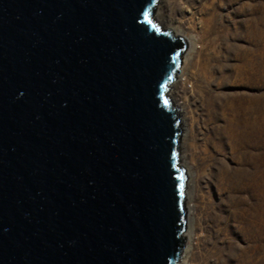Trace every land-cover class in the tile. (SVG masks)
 <instances>
[{
  "label": "water",
  "instance_id": "95a60500",
  "mask_svg": "<svg viewBox=\"0 0 264 264\" xmlns=\"http://www.w3.org/2000/svg\"><path fill=\"white\" fill-rule=\"evenodd\" d=\"M160 0H0V264H183L186 42Z\"/></svg>",
  "mask_w": 264,
  "mask_h": 264
},
{
  "label": "bare ground",
  "instance_id": "6f19581e",
  "mask_svg": "<svg viewBox=\"0 0 264 264\" xmlns=\"http://www.w3.org/2000/svg\"><path fill=\"white\" fill-rule=\"evenodd\" d=\"M218 1L200 7L188 1L179 3L190 15L189 31L195 36L181 37L178 21L165 22L158 17L164 28L189 47L169 96L186 121V170L194 168L195 181L206 180V213L202 216L206 232L214 243L223 246L240 223L244 247L235 261L264 264V95L256 93L264 92V87H256L259 77H264V54H248L254 49L258 27L264 36V12L260 19L256 17L253 0H248L231 21L222 14L223 5ZM244 38L249 49L235 48L236 43L246 42ZM234 49L236 54L231 53ZM189 81L188 102L195 107L193 119L185 109L187 100L180 96ZM227 81L238 89L223 93V83ZM196 225V219L189 216L183 264H189L194 254ZM225 261L230 264L234 258L226 256ZM200 264L208 262L201 260Z\"/></svg>",
  "mask_w": 264,
  "mask_h": 264
},
{
  "label": "rangeland",
  "instance_id": "374dc122",
  "mask_svg": "<svg viewBox=\"0 0 264 264\" xmlns=\"http://www.w3.org/2000/svg\"><path fill=\"white\" fill-rule=\"evenodd\" d=\"M188 1L189 5H208L209 3L214 2V0H162L161 4L158 6V8L155 7L154 12H153V20L155 23L163 25L160 23L158 20V17H163L165 22H176L178 21V25L182 26L181 31H180V36H195V33L193 31H189V27L191 26V23L189 21L190 15L188 12L184 11V7L182 5H179V3H183ZM218 1V0H217ZM245 4H244V3ZM219 3V1L217 2ZM220 3L223 5V10L222 14L226 16L227 19L233 21L235 17V13L239 12L246 6V3H249L248 0H220ZM229 3V4H228ZM228 4V5H226ZM254 6V11L256 14V17L259 19L262 16V13L264 12V0H253L252 2ZM195 11V10H193ZM246 42H232V44L236 43L235 48L239 46V48H242V46H246V50L248 48L247 44V39L244 38ZM187 44V43H186ZM197 45V48L199 49V45ZM254 44V49L253 51H248V54H264V36L261 35V27H258L256 30V35L253 40ZM188 45H187V50L184 55L183 63L184 60L188 57ZM197 48L195 51H197ZM243 49V48H242ZM232 54H236V50H232ZM245 53V52H244ZM194 54V53H193ZM247 54V53H246ZM182 63V65H183ZM182 67V66H181ZM181 70L178 73V76L180 75ZM259 81L256 84V87H264V77L260 78ZM226 82V81H225ZM230 82V81H229ZM227 81V83H223V88L222 92L223 93H231L235 89H238L237 87L231 86ZM229 84V86L227 85ZM232 84V83H231ZM237 85V84H234ZM245 87V86H243ZM240 87V88H243ZM189 89H191V84L190 81L186 85V89H184L181 93L180 96L184 97L187 102L189 100ZM248 92H253L248 90L247 88H243ZM264 90V88H263ZM258 95L263 94L264 92L258 93ZM190 102V100H189ZM188 106L185 107L187 111H189L191 115V119L194 117V110L195 107L191 105V103ZM192 102V101H191ZM173 103V102H172ZM176 108V107H175ZM177 109V108H176ZM178 110V109H177ZM187 115V114H184ZM183 115V116H184ZM181 116V115H180ZM182 121V127H183V140L185 141V136L187 135V132L185 131L187 129V126L185 127L186 121L185 118H181ZM189 153V152H188ZM191 153V152H190ZM192 154V153H191ZM206 180H197L195 181V172L194 168H192L191 171L186 170V190L190 194L186 195L187 197V218L192 217L193 220L194 218L197 221V228H196V241H195V250L194 254L189 257V264H200L201 260H205L208 262V264H226L225 258L226 256L231 257L232 259L234 258V261L231 262L230 264H239L235 259L239 258V249L244 247L243 244V231L241 228V224H238V230L235 234H232L229 236L227 239V244H222L223 246H220L219 244L214 243V240L210 238L209 234L206 232L205 227L206 224L202 220V216L205 215V203L206 199L205 197L207 196L206 189L204 186L206 185ZM240 214L241 216L243 215V210L240 209ZM214 243V245L212 244Z\"/></svg>",
  "mask_w": 264,
  "mask_h": 264
}]
</instances>
